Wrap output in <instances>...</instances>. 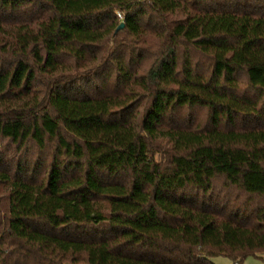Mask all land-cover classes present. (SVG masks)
Segmentation results:
<instances>
[{"label":"trees","instance_id":"16d2710c","mask_svg":"<svg viewBox=\"0 0 264 264\" xmlns=\"http://www.w3.org/2000/svg\"><path fill=\"white\" fill-rule=\"evenodd\" d=\"M260 254L264 0H0V264Z\"/></svg>","mask_w":264,"mask_h":264},{"label":"rangeland","instance_id":"374dc122","mask_svg":"<svg viewBox=\"0 0 264 264\" xmlns=\"http://www.w3.org/2000/svg\"><path fill=\"white\" fill-rule=\"evenodd\" d=\"M212 260L217 264H232L231 259L226 255L215 256ZM241 264H264V254H260L257 257L248 256Z\"/></svg>","mask_w":264,"mask_h":264},{"label":"water","instance_id":"95a60500","mask_svg":"<svg viewBox=\"0 0 264 264\" xmlns=\"http://www.w3.org/2000/svg\"><path fill=\"white\" fill-rule=\"evenodd\" d=\"M125 23L124 21H122L119 26L116 28L115 32H118L120 29H122L124 27Z\"/></svg>","mask_w":264,"mask_h":264},{"label":"built area","instance_id":"2783aa9c","mask_svg":"<svg viewBox=\"0 0 264 264\" xmlns=\"http://www.w3.org/2000/svg\"><path fill=\"white\" fill-rule=\"evenodd\" d=\"M115 13H116L121 19L123 18V17H122V14H121L118 10H116Z\"/></svg>","mask_w":264,"mask_h":264}]
</instances>
